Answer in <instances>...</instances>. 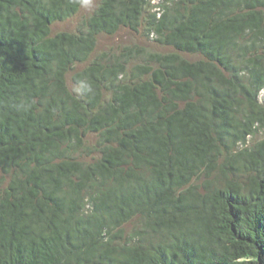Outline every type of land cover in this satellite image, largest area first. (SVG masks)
<instances>
[{
	"label": "trees",
	"instance_id": "obj_1",
	"mask_svg": "<svg viewBox=\"0 0 264 264\" xmlns=\"http://www.w3.org/2000/svg\"><path fill=\"white\" fill-rule=\"evenodd\" d=\"M82 2L0 0V264H264V0Z\"/></svg>",
	"mask_w": 264,
	"mask_h": 264
},
{
	"label": "rangeland",
	"instance_id": "obj_2",
	"mask_svg": "<svg viewBox=\"0 0 264 264\" xmlns=\"http://www.w3.org/2000/svg\"><path fill=\"white\" fill-rule=\"evenodd\" d=\"M101 0H83L82 6L79 12L70 20L65 23H60L54 26V31H73L79 24L92 15L94 10L99 6ZM140 33L122 29L113 36L104 35L99 38L96 54L103 51L116 50L123 46H131L134 44L142 45L145 44ZM160 50V49H158Z\"/></svg>",
	"mask_w": 264,
	"mask_h": 264
}]
</instances>
